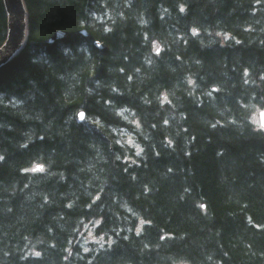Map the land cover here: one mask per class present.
Instances as JSON below:
<instances>
[{"label": "trees", "instance_id": "1", "mask_svg": "<svg viewBox=\"0 0 264 264\" xmlns=\"http://www.w3.org/2000/svg\"><path fill=\"white\" fill-rule=\"evenodd\" d=\"M23 4L0 264H264V0Z\"/></svg>", "mask_w": 264, "mask_h": 264}, {"label": "water", "instance_id": "2", "mask_svg": "<svg viewBox=\"0 0 264 264\" xmlns=\"http://www.w3.org/2000/svg\"><path fill=\"white\" fill-rule=\"evenodd\" d=\"M4 9L7 15V36L3 45L0 47V66L5 64L12 55H14L21 47L25 37V15L26 11L23 5V0H2ZM82 35H86L85 31H81ZM64 34L58 33L51 38L49 42L54 39H61ZM95 46L100 47L99 43H94ZM81 120V115H78Z\"/></svg>", "mask_w": 264, "mask_h": 264}, {"label": "rangeland", "instance_id": "3", "mask_svg": "<svg viewBox=\"0 0 264 264\" xmlns=\"http://www.w3.org/2000/svg\"><path fill=\"white\" fill-rule=\"evenodd\" d=\"M261 113V111L256 112L253 115V121L257 126H260L259 123V114ZM119 114L122 115V113L120 112ZM129 114H132L130 111H128V113H126L124 116L125 118H127L129 120V122L134 125L137 126V123L134 119L131 118V116ZM118 137H119V141L123 144H127L129 146H133L136 147V144L133 140V133L131 131H129L128 129H122L121 131L117 132ZM182 264V263H179Z\"/></svg>", "mask_w": 264, "mask_h": 264}, {"label": "snow or ice", "instance_id": "4", "mask_svg": "<svg viewBox=\"0 0 264 264\" xmlns=\"http://www.w3.org/2000/svg\"><path fill=\"white\" fill-rule=\"evenodd\" d=\"M181 10H183V9H181ZM193 31L195 32V29ZM80 115H81V117H83L84 116V113H80ZM261 128L264 129V124H261ZM201 207H204V205H201ZM97 223H99V221H97ZM85 251H88V250L85 249ZM34 255L39 256L40 253L36 252V253H34Z\"/></svg>", "mask_w": 264, "mask_h": 264}, {"label": "clouds", "instance_id": "5", "mask_svg": "<svg viewBox=\"0 0 264 264\" xmlns=\"http://www.w3.org/2000/svg\"><path fill=\"white\" fill-rule=\"evenodd\" d=\"M259 123L260 125L264 124V111L259 114Z\"/></svg>", "mask_w": 264, "mask_h": 264}, {"label": "bare ground", "instance_id": "6", "mask_svg": "<svg viewBox=\"0 0 264 264\" xmlns=\"http://www.w3.org/2000/svg\"><path fill=\"white\" fill-rule=\"evenodd\" d=\"M56 34H58V33H55V34L53 35V37H52V38H54V36H55ZM54 40H55V39H54Z\"/></svg>", "mask_w": 264, "mask_h": 264}]
</instances>
